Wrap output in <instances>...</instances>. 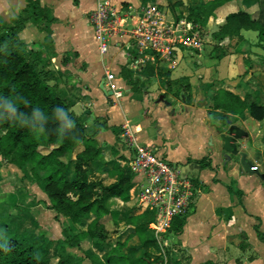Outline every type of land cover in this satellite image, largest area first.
<instances>
[{"label":"crops","instance_id":"obj_1","mask_svg":"<svg viewBox=\"0 0 264 264\" xmlns=\"http://www.w3.org/2000/svg\"><path fill=\"white\" fill-rule=\"evenodd\" d=\"M32 1L52 21L43 16L38 22L30 19L20 34L21 38L30 50L49 57L50 70L57 78L63 97L87 126L88 135L104 149V158L89 166L91 180L102 181L106 186L119 180L117 164L128 166L125 162L134 153L122 137L124 127L128 126L139 144L157 145L169 160L195 172L184 173L181 170L195 182L198 192L182 232L168 235L174 241L169 246L171 249L168 248L173 261L180 264H264V242L256 230L258 226L264 233V120H255L248 111L231 114L237 119L235 124L249 134L239 145L240 151L245 152L258 167L256 172L250 173L241 165L240 155L228 159L219 130L225 123L218 119L220 124L214 123L211 114V98L219 89L261 101L259 89H264V66L248 71L257 55L264 56V49L255 46L259 42V33L243 30V39L234 37L222 41L212 36V40L196 49V56L202 57L204 52L199 62L195 54L186 51L187 47H181L170 58L150 51V58L142 59L137 52H132L135 50L134 42L128 36L115 37L104 54L90 19L97 8V0H0V18L7 25L14 19L28 18L32 13ZM112 1L132 15L140 14L147 6L157 5L162 7L169 22L176 23L187 21L185 17L189 9L204 2ZM259 1L237 0L227 4L216 11L207 26L199 29L217 28L230 13L239 10L258 18ZM170 3L181 5L174 12L168 7ZM176 16L181 18L180 21L177 22ZM250 46H254V54L249 57L247 51ZM147 64L153 66L155 75H144L143 69ZM127 70L133 73L130 75ZM110 72L116 75L114 85L123 92L120 99L115 98L109 89L107 75ZM129 76L132 83L127 79ZM183 78L188 79L189 91L177 83ZM167 80L173 82L170 87ZM104 82L106 91L101 88ZM137 82L139 91L135 92L133 86ZM161 95H165L172 105L158 102ZM175 102H178L176 106ZM142 110H145L144 118L139 120ZM152 125L155 129L150 132ZM204 158L207 161L200 164ZM9 164L23 171L27 177L32 176L30 166L22 170L15 164ZM11 199H14V206L18 199L21 200L15 195H10ZM111 208L142 214L133 211L130 191L128 199H114ZM124 229L128 231L127 238L133 228ZM141 245L140 238L134 236L128 248ZM166 245L168 243L161 244L164 249H167ZM152 251L161 255L164 250ZM163 264H169L167 258Z\"/></svg>","mask_w":264,"mask_h":264},{"label":"trees","instance_id":"obj_2","mask_svg":"<svg viewBox=\"0 0 264 264\" xmlns=\"http://www.w3.org/2000/svg\"><path fill=\"white\" fill-rule=\"evenodd\" d=\"M234 1L237 0H204L191 7L185 19L205 27L218 9ZM259 3L258 18L244 10L230 13L213 38L219 41L234 37L243 39V30L256 31L259 33L257 46L264 49V0ZM179 5L170 3L168 7L175 12ZM30 8L32 13L28 18L14 19L9 25L0 18V95L22 96L24 101L19 103V108L26 113H30L33 107H39L51 115L55 107L62 106L75 120L76 128L62 136L57 131V124L50 122L46 134L35 136L14 122L0 120V155L22 170L30 166L32 177L43 187L49 199V210L56 213L57 219L64 217L68 220L63 225L64 238L57 242L59 264H83L82 258L72 249L82 248L84 241L91 244L85 253L93 264H163L166 258L169 264H180L173 261L170 250L162 248L149 230L148 225L152 221L150 212L134 214L111 208L114 199L129 198L134 179L130 167L117 164L119 180L108 186L102 181L91 180L89 166L104 158V149L88 135L87 126L63 97L56 83L57 78L50 70L49 57L30 50L21 38L20 34L30 19L38 22L43 16L52 21L36 2L32 1ZM180 19L176 16L177 22ZM261 59L264 66V56ZM143 70L146 76L155 75L151 64ZM127 79L132 83L130 76ZM166 83L170 87L173 82L167 80ZM177 83L187 91L191 88L186 78ZM137 84L133 86L135 92L139 91ZM212 100L211 114L214 113L222 123L232 121L231 114L237 111H248L255 120H264V104L259 99L251 96L242 98L229 90L219 89ZM206 161L204 158L199 163ZM186 218L176 219L170 233L180 234ZM108 224H112L115 231L123 226L133 228V232L122 241L112 236ZM256 230L259 239L264 242V233L258 226ZM33 236L32 231L15 230L12 222L0 213V244L4 245L0 247V264H49L47 256L53 242L48 240L42 253L39 238L32 239ZM134 236L140 238L142 245L128 248ZM92 246L98 254L91 250ZM152 249L164 251L157 255Z\"/></svg>","mask_w":264,"mask_h":264},{"label":"built area","instance_id":"obj_3","mask_svg":"<svg viewBox=\"0 0 264 264\" xmlns=\"http://www.w3.org/2000/svg\"><path fill=\"white\" fill-rule=\"evenodd\" d=\"M90 19L104 54L117 36H128L142 59L150 58L151 54L146 51L170 58L181 47L200 49L203 43L199 26L187 21L169 22L157 5L147 6L140 14L132 15L112 0H97ZM107 78L109 89L120 99L123 92L113 83L116 75L110 72ZM122 137L134 151L125 162L134 173L130 189L133 211L152 214L148 228L163 244V238L172 234L170 230L175 220L192 211L198 188L192 179L182 174L178 164L161 153L159 146L139 144L128 126L124 127Z\"/></svg>","mask_w":264,"mask_h":264},{"label":"rangeland","instance_id":"obj_4","mask_svg":"<svg viewBox=\"0 0 264 264\" xmlns=\"http://www.w3.org/2000/svg\"><path fill=\"white\" fill-rule=\"evenodd\" d=\"M162 8V7H161ZM163 10V9H162ZM164 12V10H163ZM219 27H210L209 30L207 29H200L202 37H203V43H207L208 40H212L213 34L218 30ZM256 48L259 47L255 45ZM254 46H250L249 50L247 51L248 56L250 57V54H254V50L252 49ZM199 50V49H198ZM260 51V49H256ZM189 53L194 55L196 58V61L199 62V60L204 57V52L202 53V57L196 56L198 55V52L194 48H189ZM264 51V50H263ZM132 52L139 55V52L137 50H132ZM149 54L150 52H147ZM257 59L250 63V68H248V71L255 70L257 68H263L262 66V59L261 55H257ZM128 71V70H127ZM131 75L133 72L128 71ZM247 74V73H245ZM238 76V75H237ZM242 77V76H239ZM261 90V91H260ZM172 91L174 89L172 88ZM260 97L262 103L264 102V89H259ZM127 95V93H125ZM214 94H212L213 96ZM170 95L167 96L169 98ZM212 100V98H211ZM178 103V102H177ZM175 102V106L177 105ZM264 104V103H263ZM211 107H213V102H211ZM178 110H180V107H177ZM145 110L141 111L140 117L138 118L141 120L144 118ZM217 117L214 113H212V121L216 124H220L217 121ZM237 121L236 118L232 117V123L235 124ZM250 125V124H249ZM155 125L151 126L150 132L155 129ZM229 129L228 124H223V127H220V133L227 132ZM150 135L153 137L154 135L150 133ZM142 141V140H141ZM161 151V150H160ZM180 169L184 173L188 172H194L192 169H186L182 166ZM187 170V171H186ZM0 173L3 176V182L0 183V213L5 215L13 225V228L19 232H25V231H32L35 236L32 237V239L39 238L40 242V248L41 252L43 253L45 244L48 240L52 241L53 244L49 248L48 251V260L49 264H59V257L56 255V247L57 242L59 239L64 238L62 231H63V225L68 222V220L64 219L63 217H60L59 219L56 218L55 213L49 210V199L47 195L45 194L43 187L36 182L32 176L27 177L24 175L23 171L17 170L16 167L11 166L9 163H6L4 160H2L0 156ZM195 173V172H194ZM193 174V173H192ZM10 195L16 196L17 198L20 197L21 200H17L18 204H15V206L12 204L14 199H11L10 201ZM19 196V197H18ZM13 200V201H12ZM108 227L110 230H112V236L114 238H120L122 241L126 239V235L128 234V231H125L124 227L121 226L120 229H116L112 226V224H108ZM172 236H165L163 238V243H168V246L166 245V248L171 249L169 246L173 244V240H171ZM91 247V244L89 242L84 241L82 243V248H75L72 249L73 252L77 253L81 258L83 264H93L92 261L86 256L85 250L89 249ZM93 251L98 254V251L95 250L94 246H92Z\"/></svg>","mask_w":264,"mask_h":264},{"label":"clouds","instance_id":"obj_5","mask_svg":"<svg viewBox=\"0 0 264 264\" xmlns=\"http://www.w3.org/2000/svg\"><path fill=\"white\" fill-rule=\"evenodd\" d=\"M246 34L255 35L254 33ZM22 101L24 98L19 95L14 98L0 95V120L14 122L28 129L35 136L46 134L50 122L57 124V131L62 136L76 128V122L66 108L57 106L52 110L51 115L39 107H33L30 113H26L20 111L19 103ZM0 247L4 245L0 244Z\"/></svg>","mask_w":264,"mask_h":264},{"label":"water","instance_id":"obj_6","mask_svg":"<svg viewBox=\"0 0 264 264\" xmlns=\"http://www.w3.org/2000/svg\"><path fill=\"white\" fill-rule=\"evenodd\" d=\"M101 88L106 91L105 82L102 84ZM158 102H163L167 106L172 105V103L165 98V95H161L158 99ZM228 125V131L221 133L222 140L224 141V149L227 153L228 159L231 160V156L240 155L241 165L243 166V168L250 173L256 172L257 169H253L254 164L250 159H248L247 154L243 151H240L239 142L241 140H244L245 138H248L249 134L238 125L233 124L232 121H228Z\"/></svg>","mask_w":264,"mask_h":264}]
</instances>
